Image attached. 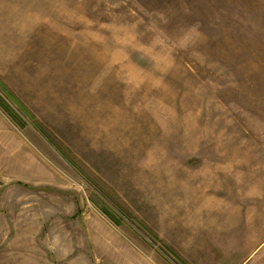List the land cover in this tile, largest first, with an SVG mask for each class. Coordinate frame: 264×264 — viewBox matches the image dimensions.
Returning <instances> with one entry per match:
<instances>
[{
    "label": "rangeland",
    "instance_id": "rangeland-1",
    "mask_svg": "<svg viewBox=\"0 0 264 264\" xmlns=\"http://www.w3.org/2000/svg\"><path fill=\"white\" fill-rule=\"evenodd\" d=\"M0 264H264V0H0Z\"/></svg>",
    "mask_w": 264,
    "mask_h": 264
}]
</instances>
